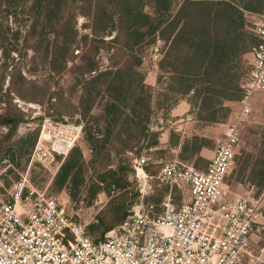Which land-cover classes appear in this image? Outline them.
Wrapping results in <instances>:
<instances>
[{"label": "trees", "instance_id": "obj_1", "mask_svg": "<svg viewBox=\"0 0 264 264\" xmlns=\"http://www.w3.org/2000/svg\"><path fill=\"white\" fill-rule=\"evenodd\" d=\"M2 13L21 14L16 22L21 26L26 24L27 29L21 38V28H17L10 34L8 44L14 46L21 38L24 48L42 52L49 71L56 75L63 73L72 56L71 47L77 38L76 17L92 15L94 55L83 65L75 64L80 75L75 83L80 86L76 110L83 119L88 117L82 138L92 152L91 165L108 166L111 160L117 161L115 170H102L97 175L101 186L90 185L88 194L94 198L100 192L124 190L127 154L158 144L157 133L151 129L156 108H164L170 114L180 100L186 99L195 120L206 126L223 124L229 117L233 118L235 110L231 111L230 106L234 103L238 106L250 70L245 56L258 43L255 29L254 33L249 30L246 18L264 17V0H0ZM9 31L0 20V37ZM158 41L161 48L154 64L158 70L155 85L160 91H155L146 84L141 67L144 51L152 49ZM102 54L107 55L108 65L101 69ZM163 77L167 79L164 89ZM24 80L19 77L17 81L24 83ZM10 81V90L29 101L46 96L49 91L45 84L43 89L33 88L26 97L23 87L13 78ZM61 99L59 95V102ZM15 119L11 113L6 117L7 125L13 127L4 142L9 141L20 122ZM37 134L35 129L27 133L15 152L9 145H1V141L0 149L6 148L4 154L12 152L11 160L14 155L19 158L29 155ZM199 136L183 141L175 138L174 147L179 148L181 159L200 158L206 147L202 138L206 137ZM240 140L234 167L237 163L240 173L246 174V181L262 189L264 132L259 127L242 125ZM88 167L81 150L73 148L60 164L53 187L66 190L74 200L84 185ZM206 167L198 170L204 171ZM164 198L159 201L160 206ZM129 210L122 203L112 206L111 221L102 223V234L121 224ZM155 210L159 212L160 207ZM88 233L90 236L89 229Z\"/></svg>", "mask_w": 264, "mask_h": 264}, {"label": "built area", "instance_id": "obj_2", "mask_svg": "<svg viewBox=\"0 0 264 264\" xmlns=\"http://www.w3.org/2000/svg\"><path fill=\"white\" fill-rule=\"evenodd\" d=\"M255 32L258 43L251 50L242 98L204 171L174 160L164 163L153 177L145 171L147 157L132 158L140 200L99 241L90 238L87 222L75 221L69 209L35 191L23 177L0 194V264H243L250 255L252 229L263 218L261 199L230 196L223 182L235 166L239 129L247 123L252 99L264 96V17ZM159 46L158 41L150 53L153 63L159 58ZM102 59L101 69L108 65L107 57ZM16 102L17 98L18 106ZM78 119L75 115L61 122L46 120L30 162L50 167L57 157L65 159L82 137ZM191 119L188 114L171 124ZM154 179L170 189L187 186L189 200L176 205L169 192L155 212L143 203L154 191Z\"/></svg>", "mask_w": 264, "mask_h": 264}, {"label": "rangeland", "instance_id": "obj_3", "mask_svg": "<svg viewBox=\"0 0 264 264\" xmlns=\"http://www.w3.org/2000/svg\"><path fill=\"white\" fill-rule=\"evenodd\" d=\"M89 16L78 15L75 19V30L77 32L76 42L72 45V56L66 62L65 69L60 75H56L49 71L48 64H46L42 58V52H34L32 49L24 48V44L21 43V38L25 35L27 29L25 26L19 25L16 21L22 17L17 13L7 15L2 13L0 20L7 24L10 28L8 33H5V37H0V81H2V91L0 93V141L1 145H9L12 152L16 151L22 138L27 136V133H31L32 130H37L39 135L42 124L46 120L53 122H61L62 118L74 119L75 115L79 117V121L83 124V131L88 117L83 119L78 107V95L80 86H75L76 79H80L78 70L75 68V64H84V62L90 61L94 55L91 36V25L93 18ZM24 18H26L24 16ZM263 16L248 15L246 18L249 30L254 33V29ZM17 19V20H16ZM26 23V22H25ZM17 28H21V38L14 46L8 44L10 34L16 31ZM23 41V40H22ZM29 44V43H28ZM160 47V46H159ZM161 48V47H160ZM153 49V48H152ZM152 49L144 51L145 58L143 59L142 71L145 73L146 84H154L158 75V70L153 62L149 59ZM103 57L107 55H103ZM102 57V58H103ZM247 62V70L250 67L252 56L247 54L245 56ZM103 64V59H102ZM248 72V71H247ZM23 77L24 83L18 82V78ZM19 83L25 91V96L28 97L31 94L33 88L43 89L45 84L49 86V91L46 96H39L34 101H29L26 98H21L17 94L13 93L9 85L10 79ZM165 77L162 78V89L166 88ZM155 91H160L159 87L154 84ZM62 93V94H61ZM161 93V92H160ZM61 95V101L58 97ZM18 98L22 102L33 105L32 107L23 108L27 110L23 112L17 109V105L14 104V99ZM33 103V104H32ZM37 107H36V106ZM62 105V106H61ZM64 106V107H63ZM62 107V108H61ZM231 111L237 109V104H231ZM9 113L15 114L19 123L10 137L9 141L4 142L6 135H8L11 127L6 123V117ZM94 114H97L95 111ZM234 117V115H233ZM185 117L178 118L179 120ZM15 119V122L17 121ZM233 120L229 119L225 121L224 125L210 124L208 126L195 120V115L192 113V119L189 121H183L176 124H171L173 118L165 111L164 108H156L151 119V126L153 132L157 133L158 144L150 149H142L141 151L135 150L131 155L128 153V169L126 173L127 187L121 191H113L109 194L98 193L94 197L88 194L90 191V185L92 183L99 184L97 175H100L106 170L116 169V160H111L108 166L91 165L92 152L87 148L83 138L77 142L74 148H79L82 152L84 161L88 164V170L85 173V182L80 189V193L72 200L67 194L66 190L58 191L53 187L52 181L58 171V168L64 159L56 158L54 163L50 167H43L36 162H30V154L19 156H13L12 152L4 154L5 147H2L0 153V194L6 193L13 183L18 182L21 178L26 177L29 185L37 192L43 193L47 197H52L69 209L73 215L75 221H84L88 223V229L90 236L93 240L99 241L103 238L104 233L102 223H108L111 221L110 208L117 203H122L126 210H129L134 203L139 199L136 192L134 172L131 167V161L134 157H147L148 163L145 167V171L152 175L157 176L162 165L169 161H177L181 164L191 165L195 169H204L211 158L212 151L215 146V142L218 138L224 135L226 124L231 123ZM92 123H89L91 125ZM243 125H250L259 127L261 132H264V96L257 94L253 97L251 102V113L248 117L247 123ZM242 127V126H241ZM241 127L239 131L241 130ZM83 135V133H82ZM175 135L174 137H171ZM196 135L204 136L203 144L206 146L202 150L199 158L193 157L188 160L181 159L179 154V148L174 147L176 145V137L179 140H190ZM199 136V137H200ZM37 139V138H36ZM241 141V140H240ZM36 142V141H35ZM240 144V143H239ZM32 151V150H31ZM238 151V146L236 152ZM124 159V158H123ZM238 165L234 167L232 172L225 177L223 185L228 191V195H250L260 197L261 211L263 218H259L258 222L252 229L250 236V255L243 259V264H264V188L258 189L252 186L246 181L244 177L246 174H241ZM103 170V171H102ZM154 191L149 196L144 198V205H152L154 210L159 209L160 202L164 196L171 192L173 201L176 205H181L189 200V190L187 186H183L180 189L176 187H170L159 183L158 180H153ZM124 195L123 199L121 196ZM158 212V210H155Z\"/></svg>", "mask_w": 264, "mask_h": 264}, {"label": "crops", "instance_id": "obj_4", "mask_svg": "<svg viewBox=\"0 0 264 264\" xmlns=\"http://www.w3.org/2000/svg\"><path fill=\"white\" fill-rule=\"evenodd\" d=\"M155 81H156V79H155ZM154 84L153 85L148 84V85L154 86ZM188 114H192L191 107H190V105L186 99H182L173 107V109L170 111L169 116H171L173 118L172 123H175V122H178V118L185 117ZM216 125H224V124H216ZM212 155H213V151H212ZM212 155H211V157H212Z\"/></svg>", "mask_w": 264, "mask_h": 264}, {"label": "bare ground", "instance_id": "obj_5", "mask_svg": "<svg viewBox=\"0 0 264 264\" xmlns=\"http://www.w3.org/2000/svg\"><path fill=\"white\" fill-rule=\"evenodd\" d=\"M17 104H18V106L17 107H19L22 111H24V112H26L27 110H25L26 108H28V107H32L33 105H31V104H29V103H25V102H22L21 100H18L17 99V102H16ZM36 106V105H35ZM37 107V106H36ZM23 108H25V109H23Z\"/></svg>", "mask_w": 264, "mask_h": 264}]
</instances>
